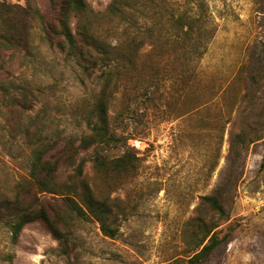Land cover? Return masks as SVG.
<instances>
[{"label": "rangeland", "instance_id": "rangeland-1", "mask_svg": "<svg viewBox=\"0 0 264 264\" xmlns=\"http://www.w3.org/2000/svg\"><path fill=\"white\" fill-rule=\"evenodd\" d=\"M86 1L97 12L111 2ZM196 1L207 4L209 24L215 28L198 63L178 59L174 30L167 34L164 26L162 40L156 42L163 27L160 8H188ZM1 3L19 10L26 0ZM36 3L53 13L50 0ZM106 24L115 21L106 19ZM123 26L113 45L125 38L142 39L138 78L145 87L154 86L123 114L134 94L118 97L113 122L121 139H128L127 147L121 142L107 155L118 157L129 148L141 159L140 168L133 177L99 180L90 162L84 167L86 178L126 210L117 220V236L106 237L94 220L78 222L71 232L70 253L61 256L42 222L28 224L18 245L12 244L9 227L0 224V264H187L195 247L190 240L193 220L211 223L213 218L202 197L217 188L226 193L229 218L219 228L225 238L200 264H264V0H144L131 6ZM151 29L154 39L142 36ZM251 44L257 56L252 63L247 55ZM33 45L30 54L19 53L12 60L3 53L10 72L0 71V197L9 195L20 175L27 174L26 159L35 139L80 137L85 132L78 118L99 91L63 52L38 40ZM245 64L254 79L238 77ZM23 95L25 107L3 105L5 96ZM232 130L246 137L248 147L240 160L230 163ZM70 173L63 169V179Z\"/></svg>", "mask_w": 264, "mask_h": 264}, {"label": "trees", "instance_id": "trees-1", "mask_svg": "<svg viewBox=\"0 0 264 264\" xmlns=\"http://www.w3.org/2000/svg\"><path fill=\"white\" fill-rule=\"evenodd\" d=\"M50 2L52 14L43 12L36 0H26L25 6L19 10L1 3L0 71L7 74L10 72L3 53L9 55L11 60L19 53L28 55L34 50L36 46L33 44L38 40L63 52L66 60L74 61L82 76L96 83L99 91L78 118V126L85 130L80 137L34 140L26 159L27 174L20 175L9 195L0 197V224L9 227L12 244L18 245L25 227L40 221L57 241L59 255L68 256L71 232L78 222L94 220L99 223L100 230L106 237L117 236V220L120 215L127 214L126 210L101 190L100 184L86 178L84 167L90 162L94 173L101 175L99 180H107L112 175L126 178L137 174L141 159L134 151L128 148L118 157L107 155L109 150L120 147L121 142L123 148L127 147L128 141L121 139L118 125H114V107L118 97L126 95L128 91L133 92L134 97L121 110L123 114L133 103L143 96L147 97L154 84L145 87L138 78V56L144 48L142 39L125 38L113 45L119 28L123 29L124 23L129 20L131 6H139L144 0H111L104 12L95 11L86 0ZM186 6L175 7L171 11L160 8L163 27L159 30L160 38L156 42L162 40L160 35L164 26L167 34L172 29L176 38L174 53L178 59L198 63L204 54L203 48L214 38L215 28L209 24L205 2L196 1L192 5L188 4V8ZM106 19L114 20L115 24L107 26L109 22L106 24ZM154 34L151 29L147 34L142 33V36L148 35L154 39ZM203 39L206 40L204 43ZM166 44L167 42L163 43L162 47L167 46ZM252 46L255 44L247 46L251 63L257 58ZM249 67L243 65L238 77L246 75V79H254V71ZM182 75L180 73L178 78H182ZM23 91H28V88ZM6 99L5 96L4 106L11 104L25 107L27 103L26 95L8 99L12 100L11 103H6ZM230 122L223 125L220 142L224 140ZM247 147L246 137L232 130L229 136L228 162L240 160ZM83 154H87L88 158L82 157ZM214 168L215 165L212 171ZM63 169L71 170L66 179H63ZM261 169H264V158ZM47 194L52 195L50 201L42 199ZM225 198L226 193L220 188L202 197V204L208 206L213 218L211 223L201 218L193 220L190 240L195 242V247L187 264H200L207 260L224 240L225 236L221 237L222 230L219 228L220 222L229 218L224 206Z\"/></svg>", "mask_w": 264, "mask_h": 264}]
</instances>
